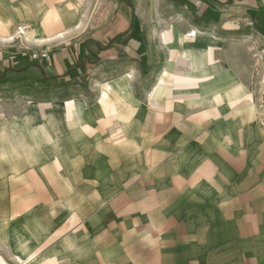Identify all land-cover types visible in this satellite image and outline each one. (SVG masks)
<instances>
[{
	"label": "crops",
	"instance_id": "1",
	"mask_svg": "<svg viewBox=\"0 0 264 264\" xmlns=\"http://www.w3.org/2000/svg\"><path fill=\"white\" fill-rule=\"evenodd\" d=\"M87 1L0 0V264H264V0Z\"/></svg>",
	"mask_w": 264,
	"mask_h": 264
},
{
	"label": "rangeland",
	"instance_id": "2",
	"mask_svg": "<svg viewBox=\"0 0 264 264\" xmlns=\"http://www.w3.org/2000/svg\"><path fill=\"white\" fill-rule=\"evenodd\" d=\"M97 1L99 0H88L87 9L91 8V6L96 7ZM250 23H252V25ZM212 32L216 37L227 38L231 41L247 45V51L251 55L249 60L250 63L248 64V80L253 89H257L258 91L264 89V29L259 26V20L257 22L253 19L238 21L237 26L232 30L220 31L219 29H212ZM250 71L252 73H250ZM245 76L246 74L244 73V80ZM29 79L31 81L27 82L25 85L30 89L21 93V96L27 95L28 93H36L34 89L36 85H34L35 83L33 82L34 78ZM41 85L48 89L54 88L60 84L56 85L52 81H49L48 83L43 82ZM15 90L16 89H0V101L4 96L10 97L11 95V97H13L11 93ZM61 96V94H51L50 98H61ZM261 110H264V106H262Z\"/></svg>",
	"mask_w": 264,
	"mask_h": 264
},
{
	"label": "built area",
	"instance_id": "3",
	"mask_svg": "<svg viewBox=\"0 0 264 264\" xmlns=\"http://www.w3.org/2000/svg\"><path fill=\"white\" fill-rule=\"evenodd\" d=\"M252 25V23H250ZM48 58V52L47 51H40V52H33L30 53V59L32 61H43ZM261 125L264 127V116H262Z\"/></svg>",
	"mask_w": 264,
	"mask_h": 264
},
{
	"label": "water",
	"instance_id": "4",
	"mask_svg": "<svg viewBox=\"0 0 264 264\" xmlns=\"http://www.w3.org/2000/svg\"><path fill=\"white\" fill-rule=\"evenodd\" d=\"M42 73V75H44V73L43 72H41Z\"/></svg>",
	"mask_w": 264,
	"mask_h": 264
}]
</instances>
